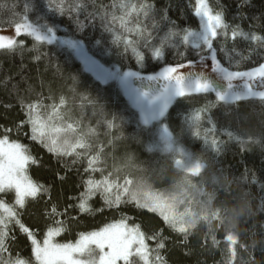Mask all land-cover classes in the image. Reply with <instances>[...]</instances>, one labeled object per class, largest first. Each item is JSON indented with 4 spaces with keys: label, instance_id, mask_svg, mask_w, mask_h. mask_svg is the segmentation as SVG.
Here are the masks:
<instances>
[{
    "label": "trees",
    "instance_id": "1",
    "mask_svg": "<svg viewBox=\"0 0 264 264\" xmlns=\"http://www.w3.org/2000/svg\"><path fill=\"white\" fill-rule=\"evenodd\" d=\"M23 2L0 0V4H19L18 12L22 10ZM36 2L43 5V0ZM152 2L155 4L154 18L159 23L154 32V42H158L167 33L172 26L170 22H174L178 29L201 30V20L194 15L196 0ZM110 3L111 0H88V11ZM208 3L214 10L222 8L224 18L230 25H239L244 31L264 35V0H249L246 4H242V0H208ZM46 12L47 9H43L41 14ZM32 15L35 18L36 13ZM7 16V9L0 8V21L7 19ZM49 19L58 25V35L64 36L67 32L77 37L87 36L89 38L85 43L89 46L93 37L109 38L99 20L84 33H78L67 15H49ZM10 30L6 24L0 25V33ZM226 46L231 48L233 42L227 41ZM235 46L246 58L234 57V64L240 61L238 70H250L264 63V48L240 39L235 42ZM92 50L101 62H115L119 59L115 49L112 50V56L101 55L95 48ZM43 53H49V56ZM37 55H41L39 61L34 58ZM219 55L223 56L222 53ZM121 59L134 66L132 58ZM187 60L198 62L197 51L192 47H167L160 61L153 60L146 53L144 74H158L169 65L186 63ZM223 62L227 64L226 59ZM57 64L65 77L69 72L82 70L80 62L69 58L66 52L46 45L40 46L38 51L34 50L31 40L23 50H0V128H12L9 138L28 146L32 155L38 158L39 164L29 165L28 174L49 189V192L31 198L24 208L19 209L22 221L36 231L38 239L43 238L41 231L43 233V229L51 223L46 213L55 204L60 210L68 207V216L75 218L67 220V217H60L67 221L65 231L58 236L57 241L60 243H74L79 233L98 230L106 224L119 221L123 215L129 218L130 225L139 224L147 235L162 230L165 248L161 250V255L166 264H264V101L248 99L235 104L220 103L216 102L214 94L176 98L164 117L148 125L153 130L149 137L132 117L138 119L140 113L135 99L129 100L123 94L124 89L118 88L116 84L99 86L98 91L91 74L81 75V91L87 90L93 96L99 95L100 103L105 105L108 112H116L125 117V123L110 133L97 127L93 121L92 126L98 133L97 143L103 147L101 164L98 166L111 173L114 179L130 181L127 184L129 195L137 196L139 193L138 197L142 198L150 192L153 196L160 195L178 204L171 213L178 222L188 226V237L185 239L183 234L169 229L158 213L138 208L132 202L121 204L119 209H109L104 207L103 200L97 195L89 203L93 209L104 210L80 212L75 205L85 190L84 181L89 178L84 172L87 161L72 163L68 157L58 159L38 142L31 140L30 135L24 134L29 131L27 127L16 132L15 126L25 118L20 99H31L41 92L47 95L50 90L57 95L62 90L67 95V84L58 75ZM191 70L185 68L181 71ZM237 84L235 90L241 91L243 82ZM132 87L149 90L148 82L138 79L137 85L132 84ZM151 90L155 93L156 86L152 85ZM207 101L215 105L211 116L217 126L216 138L222 141L219 154L193 135L194 131L207 127L203 120L192 127L184 121L188 113L202 107ZM75 111L78 109L74 110V114ZM165 123H169L168 129L174 137V144L186 149L191 161L202 165L197 174L181 170L175 156L167 155L154 145L157 129L160 125L165 126ZM226 130H230L231 138L225 134ZM93 177L99 179L100 173H94ZM253 178L256 182H252ZM3 198L9 203L14 201L11 192ZM155 243L149 241L153 248ZM13 251L24 258L31 257L30 241L18 230Z\"/></svg>",
    "mask_w": 264,
    "mask_h": 264
},
{
    "label": "snow or ice",
    "instance_id": "2",
    "mask_svg": "<svg viewBox=\"0 0 264 264\" xmlns=\"http://www.w3.org/2000/svg\"><path fill=\"white\" fill-rule=\"evenodd\" d=\"M246 3L249 0H242V4ZM18 7L20 5L17 3L0 4V8L8 11L7 19L0 21V25L6 24L12 30L10 35L0 34V50H23L31 40L34 50L38 51L40 46L46 45L66 52L69 58L80 62L82 70L69 72L65 77L57 64L58 75L67 84V95L62 90L59 95L50 90L47 95L41 92L31 99H20L25 118L15 126L16 132L27 127L29 131L24 134L30 135L31 140L38 142L58 159L68 157L72 163L87 161L84 172L89 178L84 181L85 190L75 205L80 212H102L104 208L93 209L89 203L97 195L103 200L104 207L109 209H119L121 204L132 202L138 208L158 213L169 229L183 234L187 239L188 226L178 222L158 198L142 199L135 194L129 195L127 184L130 181L114 179L111 173L98 166L101 164L103 147L97 143L98 133L92 126L93 121L97 127L110 133L125 123V117L108 112L105 105L100 103L99 95L81 91L80 77L85 73L91 74L98 91L99 86L116 84L130 97L135 94V104L140 108V113L138 119L132 117L141 131L150 137L153 130L148 125L164 117L176 98L214 94L216 102L220 103L235 104L248 99L264 101V63L250 70H238L240 61L234 64L235 56L246 59L237 51L235 42L238 39L264 48V35L244 31L239 25H230L224 18L223 9L214 10L207 0H196L194 5V15L202 21L201 30L178 29L174 22H170L171 28L158 42H154V32L159 23L154 18L155 4L152 0H111L110 4L101 5L94 11H88V0H43V5L36 0H24L19 12ZM43 9H47V12L41 14ZM34 12L35 18L32 15ZM49 15H67L78 33H84L99 20L109 38L93 37L89 46L85 43L89 38L87 36L77 37L67 32L60 36L58 25L49 19ZM81 16L84 18L81 19ZM164 18H167L166 12ZM229 40L233 42L231 48L226 46ZM218 42H221L219 47ZM177 46L194 48L198 62L187 60L186 63L169 65L158 74H144L146 53L153 60L160 61L167 47ZM93 48L105 56H112L115 49L119 59L101 62ZM42 55L49 56V53ZM34 58L39 61L41 55ZM121 58H132L134 66L124 63ZM225 59L227 64L223 62ZM185 68L193 70L181 71ZM133 79L147 81L149 90L133 88ZM240 81L243 82L242 90L237 91V82ZM152 85L157 88L155 93L151 90ZM214 106L207 101L202 107L188 113L184 121L192 127L203 120L207 127L194 131L193 135L219 154L222 141L216 138L217 126L211 116ZM75 109L78 111L74 114ZM168 127L169 123H165L162 138L166 141L171 140ZM12 132V128H0V264H166L161 255V250L165 248L162 230L147 235L139 224L130 225L129 218L123 215L119 221L98 230L79 233L74 243H59L56 237L65 231L67 222L60 217H67V220L75 218L68 216V207L60 210L58 205L52 204L46 213L51 223L43 238L38 239L36 231L22 221L19 209L24 208L28 198L41 197L49 189L28 174L29 165H38L39 160L32 155L28 146L9 138ZM225 134L231 138L230 130H226ZM97 172L100 173L99 179L93 177ZM252 182H256L255 178ZM9 192L14 196L12 203L3 198ZM16 230L30 241V258L13 251ZM149 241L156 242L154 248Z\"/></svg>",
    "mask_w": 264,
    "mask_h": 264
},
{
    "label": "rangeland",
    "instance_id": "3",
    "mask_svg": "<svg viewBox=\"0 0 264 264\" xmlns=\"http://www.w3.org/2000/svg\"><path fill=\"white\" fill-rule=\"evenodd\" d=\"M207 3H208V0H207ZM201 28H202V21H201ZM11 33H12V30L5 31V32L0 33V34L10 35ZM131 84H136L137 85V79H133L131 81ZM117 87L121 88V87H119V85H117ZM121 89H123V88H121ZM124 93H125V91L123 90V94ZM126 96H127V98L129 100H134L135 99V94H133V97H130L128 94H126ZM163 131H164V126L160 125L158 127V129H157V140L154 143V145L156 147H159V149L161 151H163L164 153H167V155L169 153V154H172L173 156H175V159L177 161V166L181 170L189 172V173H192V174H197L199 172V170L202 168V165L196 164V163H194V161H191L190 158H189L190 154L188 153V151H186V149H184L183 147H180L176 143L174 144V137L171 134V131L169 129H168V134L171 137V140L170 141H166L165 139H163L162 138L163 137ZM138 195H139V193H137V197H138ZM146 197H156V198H158L163 204H165L170 209V211H172L176 206H178V204H176V203H174V202H172L170 200H166L164 198H161L160 195H154L153 196L152 193H150V192H147V196ZM143 198H145V197L143 196L142 199ZM30 199L31 198H28V200H30ZM46 228L43 229V233L41 231V234H44V232L46 231ZM57 240H58V237H56V241Z\"/></svg>",
    "mask_w": 264,
    "mask_h": 264
}]
</instances>
